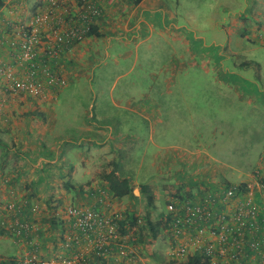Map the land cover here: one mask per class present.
Returning a JSON list of instances; mask_svg holds the SVG:
<instances>
[{"label": "rangeland", "instance_id": "374dc122", "mask_svg": "<svg viewBox=\"0 0 264 264\" xmlns=\"http://www.w3.org/2000/svg\"><path fill=\"white\" fill-rule=\"evenodd\" d=\"M261 1L163 0L181 29L174 30L175 36L158 30L163 37L154 33L138 47L136 40L114 42L109 58L93 54L91 66L81 78L61 88L53 103L57 116L63 117L57 120L58 132L63 134L58 144L65 138H80L76 126L84 121L82 115L87 119L104 115L107 119L102 121L107 124H124L129 140L116 135L115 129L117 145L110 144L123 172L132 163L153 160L152 133L154 142L166 148L161 154L174 152L170 147L186 146L189 140L228 165L230 182L244 181L258 165L264 146V102L257 96L258 90H264V41L243 29L236 32L232 21ZM245 19L251 20L248 14ZM69 115L81 118L69 120ZM165 117L169 127L161 124ZM124 146H136V150L130 156L121 151ZM171 198L151 209V221L161 223L157 236H148L144 229L140 233L144 244H133L137 245L134 253L149 264H156L155 257L170 260L172 237L165 225V206ZM106 201L110 208L111 199ZM134 204L135 211H141L133 213L143 216L145 199ZM124 207L109 216L124 217L129 212ZM9 239L0 237V257L16 254L17 247Z\"/></svg>", "mask_w": 264, "mask_h": 264}, {"label": "crops", "instance_id": "0c3cea01", "mask_svg": "<svg viewBox=\"0 0 264 264\" xmlns=\"http://www.w3.org/2000/svg\"><path fill=\"white\" fill-rule=\"evenodd\" d=\"M43 6L44 0H4L0 8V65L10 66L19 82L25 80L27 71L9 43L18 27L26 24L30 16ZM253 7L254 10L240 13L232 21V26L236 32L243 29L247 34L251 33L249 35L264 41V12L261 11L264 2L261 1L257 6L253 4ZM102 9L104 17L95 25L96 34L67 51L55 66L64 85L49 84L40 76L39 96L5 94L7 81L0 80V208L9 202L27 203L28 207L32 203L39 204L37 210L27 207V214L33 222L41 225L45 233L42 236L43 257L55 256L53 245L60 236L58 226L49 219L47 211L48 205L55 200L63 207L83 206L108 215L116 213L123 205L129 212L139 214L141 209L135 211L134 201L144 200L139 191L140 185L151 188L156 207V203L160 204L169 195L194 199L205 191L215 193L226 185L250 182L256 167L264 171V146L258 165L246 179L230 182L226 174L228 165L214 158L205 147L191 145L193 142L185 140L186 146L174 145L170 147V151L175 149L174 152L161 154L166 148L155 143L151 133L149 142L154 147L153 160L132 163L125 172L122 171L123 178L129 180L133 187V194L117 199L112 197L107 184L99 176L102 172H109L112 164L117 163L110 146L111 143L117 145L113 137L114 130L119 131L116 135L129 140L123 123L107 124L102 121L107 119L104 115L91 119L82 115L84 121L76 126V136L80 138H65L58 144L63 134L58 132L57 120L63 117L57 116L53 103L61 88L81 78L84 70L91 66L93 54H103L104 58H109V50L114 42L136 40L138 47L154 33L163 37L164 33L160 30H164L165 35L170 36L172 33L175 36L174 30L181 29L177 18L166 8L163 0H140L137 4L103 0ZM246 14L250 16V21L245 19ZM245 21L248 26L243 23ZM229 32L232 33V30ZM257 92H260L257 96L264 102V90ZM112 102L117 103L113 99ZM75 117L79 120L81 115H69L67 119ZM189 118L192 120L191 116ZM168 119L165 117V121H161L162 126H170L167 124ZM121 140L123 143L124 140ZM135 150L136 146H124L121 149L130 156ZM101 197L111 199L110 208L99 202ZM188 239L189 234L183 233L178 240L183 243ZM10 240L17 247L16 255H19L21 246L15 244L12 238ZM92 246L93 243L84 240L79 247V251L89 261L93 260L89 254ZM133 249L136 252L137 245ZM135 261L137 264H149L148 259L138 257L136 253Z\"/></svg>", "mask_w": 264, "mask_h": 264}, {"label": "built area", "instance_id": "2783aa9c", "mask_svg": "<svg viewBox=\"0 0 264 264\" xmlns=\"http://www.w3.org/2000/svg\"><path fill=\"white\" fill-rule=\"evenodd\" d=\"M134 3L135 0H122ZM103 0H44V6L20 25L9 43L27 71L19 82L10 66L0 65L5 94L39 96L40 76L49 84L64 85L55 71L63 55L86 39L104 17ZM107 198L99 202L108 205ZM27 203L9 202L0 208V237L21 246L19 255L0 257V264H137L132 234L123 235L117 220L99 210L50 203L49 219L59 228L54 257H43V229L27 214ZM32 210L38 203L29 205ZM28 207V208H29ZM165 225L172 237L170 260L185 261L194 255L209 264H264V171L256 167L248 183L226 185L197 198L172 196L165 206ZM183 233L189 239L180 242ZM45 234V233H44ZM93 243L91 261L79 251ZM132 244V246L129 245Z\"/></svg>", "mask_w": 264, "mask_h": 264}, {"label": "trees", "instance_id": "16d2710c", "mask_svg": "<svg viewBox=\"0 0 264 264\" xmlns=\"http://www.w3.org/2000/svg\"><path fill=\"white\" fill-rule=\"evenodd\" d=\"M140 0H135L134 4H137ZM4 0H0V8L3 6ZM96 34V27H92L86 38L94 36ZM101 180L107 184L108 189L113 198L122 199L132 196L133 187L130 181L123 178L120 165L118 163L112 164V169L109 172H102L99 176ZM139 191L142 197L145 199L146 212L143 216H137L133 212H128L122 218L117 220L119 231L121 234H132L135 237L134 243L143 245L144 237L141 235L142 230H147V235L155 238L157 233L161 229V223L152 222L150 219L151 209L154 208V197L152 190L148 185H140ZM156 264H209V258L204 255H194L188 257L185 261L165 260L155 257Z\"/></svg>", "mask_w": 264, "mask_h": 264}]
</instances>
